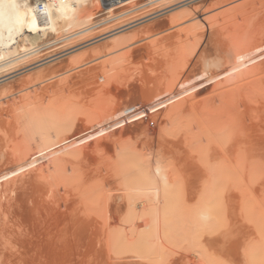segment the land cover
I'll use <instances>...</instances> for the list:
<instances>
[{
  "label": "bare ground",
  "instance_id": "6f19581e",
  "mask_svg": "<svg viewBox=\"0 0 264 264\" xmlns=\"http://www.w3.org/2000/svg\"><path fill=\"white\" fill-rule=\"evenodd\" d=\"M138 1L139 2L144 1V2L136 5V3H138ZM186 1L187 2H185L184 0H109L108 3L103 2L102 4H99V3H94V2L90 3V2H87L86 0H65V1L57 0L54 2H50V3H44L43 9L39 10L38 4L41 2V0H0V74H1L0 75V135H1L0 141H2V143H3L2 145L0 144L1 145L0 146V216L1 215L3 217L9 216L8 213H7L8 215H6V212H8L7 211L8 206H9V208L13 207L14 206V205H12V204H14L13 202H16L18 200L17 197H16L17 200L14 199V197L16 195L15 193H17L18 191H20V192L24 191L25 193L24 194L22 193V194L25 195V197L22 195L21 199H19V200H22V198H23V201H21L22 207H21V205H18L19 203L17 205L20 206V208H22L21 209L22 212H20V211H18V212H20L21 214L23 213L21 215V217H23L22 221H24L25 223H26L25 217L27 218L29 215H31L32 212H33L32 215H37L36 217L39 216L38 221H40L41 218H42L41 220H43V217L45 214L43 211H46V208H47L46 207L44 209V207H45L44 203H46V202L42 201V200H48L49 195L44 196L45 197L44 199H41V197H39L40 196L39 195L38 198L41 200H38L36 198L38 201H36V200L32 201V199H35V198H33L34 197L33 194H31L32 199L29 197V191L31 188H34V190L31 189L32 192L37 189L38 194H39V190L42 191L39 188L40 183H41V187L45 186V187H43V188H45V190L48 189L50 191L51 188L56 184H57V186H59V184H60V188L63 189L64 186L68 185V182H66V181L68 178H70L71 181H73V182L74 181L79 182V183L74 182V185H75V183H77L76 187L78 188V190L81 188V190H79L81 192L83 189L87 188V186L89 188L90 187L89 184H91L90 179L88 180L86 178V176H87L85 173L86 169L84 170V168L86 167V165H88V164L90 165L91 161L95 160L98 157H94L95 159H92L91 157L96 156V155L89 156V155H87L89 153H86V152H85L86 153L85 154L83 152L84 151L83 146H81L82 150H83L82 151L83 154H82V152H80L81 149L79 147L78 148L76 147L78 145L77 142H76L77 145L75 146V148H73L74 147L73 145L75 144V142H74L75 140L72 141V139L77 138V135L74 131H75V128H77V130L79 128L78 124H76L77 127L75 125L76 119H75V121L72 120L73 117L75 118L77 115L76 114L77 112L75 110L77 102H74L75 101V100H73L74 98H72V100H73L72 101L73 104H72L69 100L67 102L61 100L60 95L55 96V94H53L54 95L53 98L50 96L51 98L49 97L50 100L47 99V100H49L47 102H45V101L49 95L43 99L44 101L43 100L41 101V99H40L39 101L34 102V100L36 98L33 99V98H31L32 96L31 97L26 96L29 93H31V92H29L25 95V97H27V99H24V100H26L25 102H21V101H23L21 98H23L24 96H22V97L20 96L17 99V100H20V101H18V102H21L20 105L19 104L17 105L16 103H18V102H15V98H13L14 102L12 101L13 103H11V104H13L12 105L13 108H11V107L8 108L9 106L5 108L4 105H7L8 101H9L6 99H7V97H10V95L7 93L9 90H11V89H9L12 87L10 85L13 84L12 82L9 84V82H10V80H12L11 78H14L12 76H8V77H5V76L10 75L11 73L12 74L16 73V67L19 66V68L17 69L18 73L16 75V77L18 76L17 77L18 81H19V78L21 79V77L23 75L21 73L22 71H23V73H25L24 74V76H26L25 80L26 81H29V80L32 81V78H34V79L36 77L41 78V76L43 78L44 73L48 74L47 72L50 69L53 70L52 65L55 67V65L60 64V62H61V66H62V62H67V65H66V63L65 64L63 63V65H66L69 67L68 70L66 69L67 71L66 70L64 71V69H63V71L65 73L68 71L72 72V70L77 69L78 67H80L79 69H82L84 66H89V64L91 65V63H93V61L96 62L97 60L99 61L102 59L99 62L100 64L98 66V68H99L98 71H97V69L95 70V75L97 72H99V74L97 76V78H98L97 80H99L101 83H103V82H105V84L108 83L107 85H105L103 83V85L106 87H103V85H102L101 89H99L100 93L103 91L106 92V91H108L107 87L112 82V80H114L113 78L116 76L117 72L122 70L123 64L128 59V53H126V52H129V56L131 55L130 54L131 51L129 48H131L132 46L134 47V45L136 43L142 42L141 40H143V41L146 40V42L148 40H150V43H149V41H148V43L151 44L152 47L156 46V45H154V42H151V41H154L156 37H159V35L162 36V34H163L162 31H164L165 29L164 30L162 29V31H161L162 34H159L160 32H158V31H152L153 26L150 27V25H149L151 23V20H153L152 22L154 23L155 22L154 20H156V17L157 18L161 17L160 16L161 12L160 13L158 12L155 15H153L155 12H151L150 14L147 12L148 13L147 15H145V16L142 15V17H144V19L140 17V18H137L135 20L124 23V20H125L124 18L128 19V17H130V16H127L128 14L132 13L133 11L135 12V10H139V9L145 10L144 8L146 6H151L154 4L155 5L156 4H158V5L162 4V5H160L162 7L165 6L164 4L168 5L164 8V10L166 8L168 10L166 9L167 11H164L163 14L168 12V17H167V19L165 18L168 25L166 23L165 24L167 26H169L167 30H169V29L173 30V28H177L179 30V31H176L178 33L177 34L178 38L176 37V34H174L175 35L174 38L176 37V39L178 41V42L175 41L176 46L174 45L175 55L178 58H184L186 56H190V54H189L190 52L193 54V52H195L194 49H197V45L200 44L198 39L200 37H204V41L199 45V47L197 49L198 54H196V55H194L195 53L193 54L194 56H197V57H195V59L199 58L203 61V62L199 63V64L203 63L202 72L200 73L198 78L197 77L191 78L190 75H186L184 72V75H186V76H184V78L176 86V88H175L176 92H172V94L169 95V97L167 99H165L164 104H161L158 106V107L163 108L162 105H164V109L162 111L163 112L165 111V114L163 113L164 119H162L163 116H162V118H159V120L162 119L160 121V125H162L163 128H165L169 132H171L173 130L174 133L178 131L177 134L178 133L181 134L180 136H178L177 141H175V142L169 141L165 137L161 138V140L163 139L164 142H167L165 144L166 149L168 147H170L168 145V143L173 147H174V145L180 144L181 149H179L180 150V151H178L179 153L176 154L175 152H171L172 150L170 151L169 148H168L169 150L163 149L164 147H160V148L158 147V149L154 152H150L151 150L150 151H147V150L141 151V150H138L139 148L136 149L137 146H135L134 149H132L134 144H135L133 141L132 142L127 141V143H128V144H126L127 146L126 145L122 146V145H124L122 143L123 140L122 141L118 140L121 142V144L119 142V144H118L119 146H118L116 143L117 141L115 140L116 142L114 141V143H111V144L117 145L114 148L115 149L114 152L116 153V154L114 153L115 156H114V154H111V156H113L114 159L112 157V160L109 162L110 164L108 163L105 165V162H104L105 159L101 158L102 160L104 159L103 160L104 164H103V162H102V164L106 168L102 167V169L104 171H102V170L99 171L100 173L98 175H96L97 177H95L97 179V181H98V179L100 181V178L103 176V175L102 176L100 175L101 172H103V173L105 172V174H106L105 178L107 177V179L108 178H110V179H108V180L106 179L107 181L106 182L104 181V184L108 183L107 184L108 186H110V184H112L111 188L109 187V189H107V186H106V190H105V188L102 185H99L98 184L99 182H98L97 185L101 189H102V187L104 188V189H102V190L100 189V190L106 191L105 193L103 192V194H101V191L98 190L99 187L96 186V181H95L96 179L93 180V183L95 182V186L97 187L95 189L98 190V192H96V190H93L94 186L91 185L92 191L88 194H87V192H88L87 191L85 193L87 196L85 195V198H84V201H85V199H88L91 202V204H88L89 203V202H87L88 200L85 201L87 203L82 202L83 201L82 200L81 204L79 203L80 205H76L75 207H73V209H70V210H73V211H70V213H69V211H67V208H66V213L63 214L62 218L57 219V222L55 225L51 224L52 222L49 223L50 219H48L49 220L48 223L53 225V226L50 228L48 227L46 229V227L49 225H47L48 223L47 224L45 223V225H47V226L46 227L43 226V227L46 229V231L42 227L41 229H43V231H45V232H43L41 230L43 233H41V234L39 233V235H38V233H37V235L34 234L33 238H27L26 237V236L29 237V233H28V231H26V233L23 232L25 229L24 225H23L24 229H23V227L21 229L23 231L18 230L21 227H19L18 229H14L15 231H17L16 232L17 234L20 233L18 231L23 232L22 238H20L21 233L18 234V237L20 236L19 237L20 239L17 237L19 240H21L20 243H19V241H18V243L15 242L17 240V238L14 241L15 236L13 234H15L16 236H17V234L15 232H13V230L11 228L8 229V225H10L13 221L11 223L9 222L10 223L9 224L7 222V220H5L8 223V225H7V223L2 220L4 222L3 223L4 225H2V226H5V224H6L7 227L5 226L3 228L4 230L1 229V227H0V246H1L0 248H1V250L6 249L7 252L9 253L10 258L12 257V255H10V252L14 251L13 252L14 255H15V253H17L24 260L25 259L27 260V261L25 260V264L30 259L29 257H31V256H29L30 255L29 253H31L33 255V259L35 260V261H33L31 259L32 262L31 263L29 262L30 264H59V263L65 264L66 260L68 258L70 259V255H72L71 259H74V262H73L74 264L76 262L83 264L82 262H84L83 259L85 257H88L89 255H91L90 256L91 259L98 261V259H101V258H99L100 257L99 255L101 253H104V255L106 254V256L107 255L109 256L110 260L111 259L113 261L117 260L116 262H113V264H128L131 257L128 256L127 254L132 252V254H135L137 257L140 256V258L148 259V260L152 259L149 262V264L152 261H153V264H154V261L157 262V264H164L166 262L167 257H168L167 259H169L170 255H172V253H177V252H172L171 251L172 248L175 247V249H173V250L176 251V250H179V248H182V245H183L184 248L187 247V249H182L183 251H185V252L187 251L186 252L187 254L191 252L188 255L185 254V252H184L185 264H230L231 261L230 260L228 261V259H226L225 257H224L225 260L223 259L221 261L220 259H216L219 257L214 258V256H213L215 254V252H214L215 247H216V250L218 249L216 253L218 255L220 254L221 251L219 252V249L222 250L220 248L221 241L224 240V242H225V240H226L225 237H224L225 239L222 240L223 237L220 238L221 237L220 235L222 234V236H227V235H224L225 233L223 231H227L228 228H230V226H231V228H230L231 230H232V228L234 229V231H235V229H237V231H235V232H236L238 238L234 237L235 236L234 231H233L234 236H232L230 238H233L234 241L236 238H237V241H239L238 239H240V241H242L241 238H239V237L241 236V232L243 234L244 231H241V230H245V225L249 223L248 226H251L253 231H251V229H250L251 227H247L245 232L250 230L253 233H251L249 231L250 234H248L246 232V235L248 238H250L251 237L250 235H252V234H254L255 236L257 235L256 236V238L258 237L256 239L257 244H256V241L253 240L255 238L252 237L250 240L252 242V244H250L251 242L249 241L250 243L247 242L245 248L243 246L244 251H243V254L241 253V255L245 258L244 261L246 263L243 260H242V262H244L245 264H264V207L262 206V205H264V199H263V201H260L261 198H260V200H257L258 197L256 199V196H254L252 194L253 188L251 191V190H249L251 188L249 186H247V185H250V183H248V180H249V182L251 180V183H252V179H254L253 180L254 182H257L259 177L260 178H262V176L264 177V36L263 37L262 36L261 37L260 36H257V37L253 36L252 37V35H254V32H253V34L250 33L251 32L250 29L252 26L250 28L248 27L247 20H245L246 21L245 24L247 26L243 25V28H242V26H241L242 23H240V22L239 23L241 25L238 23V26L240 27V29L241 28L245 29V27H246V30H247L249 28L248 32L251 35L250 38L247 35L248 33L245 32L246 30L245 31L241 30L242 33L245 32L244 34H241L239 30H238L239 32L238 31L236 32V30L234 31V28H232L233 26L232 27L230 26V28H232L234 32H231L232 29H229L231 33L230 32L225 33L226 32V30H225V32L224 33L222 32L223 34H221L218 32V30L213 29V31H209V33L206 35H202L201 33H200L201 34L200 35L199 32H200V29L202 28V25L204 24V22H208V25L211 26L210 22H211L212 18H214V19L216 18L215 17L216 12L212 16V14H210V13H213V12H210L212 10H209L210 13H208V16L210 17L211 20L209 18H207L208 17V16H206L207 13L205 14L206 19L204 18L205 21L204 20L203 21L198 20L199 15L197 14V11H198L197 8L198 7L204 8V6L208 3V0H189V1L186 0ZM211 1H213V0H211ZM211 1H210V3H211L212 8H213L214 6H213ZM215 2H214V4H215ZM130 3H133L136 6H133L132 8H127V9L124 8L125 10H123L121 8V7H126L127 5L130 6ZM167 3H169V4H167ZM199 3H201V4H199ZM229 4H230V2H229ZM231 4H233V3H231ZM158 5H156L157 8L160 7ZM240 5H238V6H240ZM238 6H236V7H238ZM119 8L122 10L120 12L116 13L115 11ZM208 8L210 9L211 6L210 7L208 6ZM160 9H162V8H160ZM206 9H205V11H208V9L207 10ZM241 9H243V7ZM221 10H223V9L221 8ZM228 10H227V12H228ZM205 11H202L203 14ZM225 11H224V14L226 15L227 12L225 13ZM231 11H233V10H231ZM239 11H240V9H239ZM141 12H143V11L141 10ZM217 12H218V10H217ZM228 13H230V12H228ZM256 14H257V12H256ZM125 15H126V17L123 18V16H125ZM221 15H223V14H221ZM225 15H223V17ZM233 15H230V16H232V19H233V20L232 19L231 20H232V22H235L234 20H236V19H234V18L236 17L235 16L236 14L234 15L235 17ZM241 15H242V13H241ZM205 16H203V17H205ZM238 16H240V15H238ZM121 17L123 18L122 20L119 19ZM248 18H250V17H248ZM118 19L120 20V22L122 21L123 23L117 25L116 27H113L114 25H116V24H113L112 29H109L110 27L109 28L107 27L111 21H113V22L115 21V23H116L117 22L116 20H118ZM141 19H143V20H141ZM223 19H225V17ZM239 19H241V17ZM239 19H238V21H239ZM244 19H245V17H244ZM244 19L242 21L243 23L245 22ZM129 20H131V19H129ZM138 20H140V21H138ZM158 20H160V18ZM144 21L149 23V24L147 23V27L143 26V25H145ZM212 21L214 22V20H212ZM142 22L144 24L140 25L141 28H139L140 27L139 24ZM156 22H157V20H156ZM213 22H211V23H213ZM216 22H218V21H216ZM107 23H108V25H106ZM215 24L216 23L214 22V25ZM230 24H233V23H230ZM104 25L106 26V28L104 27L106 30L105 32H104V28H100V32L102 31L101 34L99 33V30L95 31L96 29H99V27L104 26ZM135 25H138L139 27L137 28ZM236 25H237V23H236ZM238 26H235V27H238ZM205 27H207V26H205ZM239 27H238V29H239ZM107 28L109 30H107ZM220 28H222V27H220ZM202 29H204V28H202ZM220 30H223V29H220ZM96 32H98L99 35H97ZM205 32H204V34H205ZM164 33H166V32H164ZM173 33H174V31H173ZM220 34L222 36H220ZM163 35H165V34H163ZM199 35H200V37H199ZM169 36H165L166 39H164V40L168 41L167 37H169ZM172 36H173V34H172ZM84 38H87V39H84ZM72 39H76L77 41L84 39L83 41H79L80 43L82 42L84 44L82 46L75 48V49L69 48V51L64 50L63 51L64 53L62 52L63 49L60 50L62 52L60 54L59 53L57 54L54 52L55 49L60 48V47H64V46H59L60 43H63V42L65 43L66 41H70ZM76 40H74V41H76ZM159 40H160V38H159ZM164 40H163V42H164ZM77 41H76V43H77ZM80 43H78V44H80ZM75 44H73L72 46L70 44V47H74L77 45V44L76 45ZM56 45H58V46L56 47ZM136 45H138V44H136ZM146 45H145V50H147V48H148L147 47L148 45L147 46ZM168 45L171 46L170 43ZM67 46H68V44H67ZM138 46H140V45H138ZM142 46H144V45H142ZM142 46H141V48H142ZM163 47H164V45H163ZM51 48H54L53 52H51L52 51V50H50ZM45 49H48L49 52H51V55L45 57L43 55L44 54L43 53V54H41L43 56L37 58L38 57L37 55ZM135 50H137V48ZM170 50H171V48L168 50V52ZM66 51H68V52H66ZM142 51H144V49ZM56 52H58V50ZM46 54H48V52ZM160 54H162V53H160ZM64 55H66V59L64 57L65 61L62 60L63 59L62 57ZM165 56H166V53H165ZM167 56H168V54H167ZM42 57H44V58H42ZM130 57H132V56H130ZM171 58L172 57H170L169 59H171ZM173 58H175V56ZM199 59H196V61ZM167 60H168V58H167ZM171 60H170V62H171ZM175 60H177V59H175ZM55 61H57L59 63L56 62V64H55ZM183 61H185V60H183ZM188 61H190V60H188ZM147 62H146V64H147ZM149 62H151V61H149ZM159 62H161V61H159ZM180 62H181V60H180ZM49 63H50L51 67L47 66L49 68H45L46 64L49 65ZM184 63L186 64V62H184ZM86 64H88V65H86ZM195 64H196V62H195ZM94 65L95 64L93 63L92 66H89V68L86 67V69L88 68V71H89L90 68L93 67ZM30 66H32V67H30ZM61 66H58V67H61ZM183 66H184V64H183ZM183 66L180 67V68H182L181 70H184ZM189 66H190V64H189ZM192 66H194V65H192ZM20 67H22L21 68L22 71L20 72L22 75L20 74V76H19ZM43 67L46 69L47 72L45 71V69ZM63 67L64 66H62V68ZM24 68H26V69H24ZM57 68H55L56 70L54 69L55 72L60 71V70L57 71ZM166 68L168 69V66ZM174 68H172V69H174ZM198 68H200V70H201L200 66ZM12 69H14V70H12ZM86 69L84 67V70H86ZM130 70H132V69H130ZM43 71H45V72L43 73ZM78 71L81 72L80 70H78ZM82 71H83V69H82ZM88 71L86 70V72L83 71V73H79V74L76 71L75 72L77 75L81 74L80 76L82 78H83L82 75H86L83 79L88 80L92 77V75H90L92 72L90 74H87ZM197 71H199V70H197ZM51 72H53V71H51ZM51 72L49 73L50 77L53 74ZM55 72H54V74H55ZM58 73H60V72H58ZM74 73L71 76H75L76 74H74ZM127 73H128V71H127ZM181 73L183 74L182 71H181ZM60 74L65 75L62 72ZM62 75L60 76L61 78H62ZM66 75H69V72L66 73ZM71 76L69 79H71ZM164 76H165V74H164ZM1 77H5V78L1 79ZM23 77H22V80L24 79ZM45 77L49 78L48 75L47 76L45 75ZM55 77H57V76L54 75V78L53 77H51V78L53 80H55ZM58 77H59V74H58ZM146 77H148V76H146ZM17 78H14V80H12V81L14 82ZM51 78H49V79L46 78V79H44V81L49 82V80H51ZM59 78H58V80L60 81ZM65 78H67V76ZM174 78H176V76H174ZM7 80H9V81H7ZM71 80H73V79H71ZM152 80H154V79H152ZM179 80H180V78H179ZM31 81H29V83ZM91 81H92V79H91ZM99 81H97V82H99ZM169 81H171V80H169ZM48 82L46 83V84H48L47 85L48 87L47 86H45V87L47 90H49L47 92L50 93L52 85L49 86ZM62 82H64V81H62ZM18 83L23 84V82H18ZM33 83H35V82H33ZM25 84L26 83H24L23 85H25ZM39 84H41V83H39ZM52 84H54V83H52ZM61 84H60V87H61ZM144 84H146V83H144ZM44 85H45V83H44ZM72 85H73V83H72ZM62 86H64V85L62 84ZM53 87L58 88L59 86L58 85L56 86V84H55V86H53ZM167 87H168V85H167ZM208 88H210L209 91H211L212 94H209L208 97L205 94V96H204L205 99H203V97H202V100H201V97H200V99H198V96L201 95V93L205 89H208ZM114 89H116V88L114 87ZM161 89H163V88H161ZM20 90H21V92H23L24 88H23V90L22 89H20ZM26 90L28 91L29 88L28 89L26 88ZM61 90H63V89L61 88ZM61 90H59V92ZM167 90L169 92L170 88L169 89L167 88ZM167 90H166V92H167ZM172 90H173V88H172ZM37 91H38V89H37ZM64 91H65V89H64ZM17 92L19 93V91H17ZM51 92L57 93V91L54 89H52ZM67 92L69 93V94L67 93L69 96L70 92L69 91H67ZM15 93H12V95ZM72 93H71V95H72ZM208 93L209 92L207 91V95H208ZM162 94H160V97L163 95L167 96L168 93L167 94L164 93L163 95ZM30 95H33V94H30ZM101 95H102V93H101ZM104 95H107V94L105 93ZM74 96H75V94H74ZM146 96H148V95L146 94ZM148 98L150 99L151 96ZM148 98H147V100H148ZM111 99H113V98H111ZM64 100H67V99H64ZM140 101H142V100H140ZM153 101H154V99H153ZM153 101H151V102H153ZM161 101L163 102L162 99L159 101V103L157 101L156 102L158 104H160ZM36 102H41V103H36ZM135 102H137V101H135ZM139 102H137V103L139 104ZM142 102L140 105H142L144 107L145 102L143 103L144 105L142 104ZM74 103H76V104L74 105ZM83 103H85V102H83ZM102 103H104V102H102ZM108 104H109V106H108V109H109V108H111L110 106H112V105H110L111 103H108ZM80 105H82V104H80ZM101 105L99 103V106H101ZM77 106H78V104H77ZM115 106H117V105H115ZM120 106H122V105H120ZM133 106H135V105H133ZM102 107H101V109H102ZM119 107L118 106L115 107V111ZM138 107L136 109H137V111H140V108H142V107L141 106L139 108ZM158 107H157V109L159 110ZM80 108H82V107H80ZM80 108H77V109L79 110ZM113 108H114V105H113ZM121 108L122 107H120V109ZM149 108H150V105L148 106L147 109H145V107L143 109H144V111L145 110L150 111ZM104 109H106V108H104ZM74 110H75V112H72ZM82 110H79V112ZM109 110H112V109H109ZM86 111H88V108ZM91 111L89 113H91ZM147 111H145V112H147ZM151 111H152V109H151ZM151 111H150V114H151ZM162 111L160 112L161 114H162ZM134 112H135V110L132 112V114ZM141 112H140V114H141ZM143 112H142V114H143ZM94 113H95L94 114L95 116L98 115V111H95ZM109 113H110V111H109ZM113 113H114V111H113ZM147 113H149V112H147ZM81 114H83V112ZM101 114H102V111H101ZM101 114L99 113V116ZM111 114H112V112H111ZM132 114H130V115L132 116ZM138 114H139V112H138ZM138 114H137L136 118H138V116H140ZM142 114H141V116H142ZM161 114H160V117H161ZM86 115H88V113ZM144 115H145V113H144ZM146 115H149V114H146ZM83 116L85 118V114H83ZM102 116H104V115H102ZM113 116H115V115L113 114ZM100 118H101V116H100ZM100 118H98V120ZM9 119H11V120H9ZM79 119H78V121H79ZM90 120L91 119L89 118V121ZM133 120L130 119L131 122ZM78 121H76V123H78ZM85 121L87 122L86 118H85ZM102 122L98 121V124L101 125ZM131 122H128V124ZM80 124H82V123H79V125ZM96 124L93 123L90 126L92 127L95 125L94 127H96ZM126 124H127V122H126ZM84 125H83V127L81 126L82 127V128H80L81 130H78L79 133H81L80 131H83L84 133L87 132V131L86 132L84 131L87 128V127L85 128ZM89 125H87L88 126V128H87L88 132H89V130H91V129H89ZM110 125H112V124H110ZM122 125L125 126V124H122ZM112 126H114V125H112ZM125 127H124V130H125ZM117 128H118V126H117ZM167 128H169V129H167ZM174 128H176V131H174L175 130ZM100 129H99V131H101V132H104V129L106 130V128H104V129L102 128L103 131H102V129L101 130ZM162 130L165 131V134H166V130H164V129H162ZM107 132L108 131H106V133ZM169 132H167L166 135H168ZM173 132L169 136L170 137L171 136L177 137V135L176 134L174 135ZM79 133H78V135H79ZM83 134H81L80 136H82ZM92 134H90V135H92ZM97 134L99 136L100 133L97 132ZM112 134H114V133H112ZM101 135H102V133H101ZM89 137L90 136H88L86 138L88 139ZM122 137H124V136H122ZM158 137H160L159 134H158ZM81 138H83L82 140H86L84 136ZM94 138L95 137H93V139ZM107 138H109V137H107ZM116 138H118V137H116ZM89 139L91 140V138H89ZM156 140H158L157 137H156ZM78 141L80 142V138H78ZM82 142H80V143H82ZM159 142L160 141H158V144H160ZM171 142L173 143V145L171 144ZM80 143H79V145H80ZM98 143H100V142H97V144ZM125 143H126V141H125ZM132 143H134L133 146L131 145L129 147L128 145L132 144ZM99 145H101V144H98L97 147H99ZM110 145L109 144H106V146L101 145V149L103 147L104 148L106 147L105 148V151H106V149ZM144 145H146V143ZM160 145H157V146H160ZM163 145H164V143H163ZM86 146H88V145H86ZM89 146H90V143H89ZM139 146L141 147L142 145H139ZM84 147H85V145H84ZM173 147H172V149H173ZM104 148H103V151H104ZM77 149H80V151H78ZM88 149H90V148H88ZM88 149L86 150V148H85L86 151H88ZM147 149H149V148H147ZM107 151H106V153L109 152V155H110V151H108V152ZM140 151L143 153H141ZM111 153H112V151H111ZM91 154L92 153H90V155ZM103 154H105V153H103ZM109 155H108V157L106 156V158L110 160ZM39 156L44 158L46 161L44 166L42 163L43 167L37 166V164L39 166H41L40 162H39L40 164L37 163L38 159H35L36 157H39ZM103 156H100V157H103ZM109 160H107V161H109ZM94 162L97 163L100 161L97 160V162H96V160H95L92 163L94 164ZM94 170H95V168H94ZM90 174H92V173L90 172ZM67 175H69V177H67ZM257 177H258V179H256ZM34 178H36L39 181V187H36L37 185L33 183ZM68 181H69V179H68ZM261 182L264 185V183H263L264 181H262V180L260 181V179H259V182H257V184L254 183L255 184L254 190L258 188V186H256V185L260 184ZM64 183H65V185L63 186ZM101 183H103V182H101ZM61 184L63 187H61ZM119 184H121L122 186L119 187ZM252 184H251V186H253ZM262 184L259 185V187H260V190L258 189L259 193L257 194V192H256L257 195L261 194L260 195L261 197H262V195L264 196V193H262L263 191H261L262 190L261 189ZM112 186H113V189L115 190V192H117V191L120 192L119 196L122 198V200H120V201H122L121 202L122 204L121 203L117 204V200H119V198L116 196L117 197V200H116V198H115L116 194H114V192L112 191L113 190ZM68 187H69V185H68ZM114 187L117 189V191ZM45 190L43 189L44 192H45ZM75 190H74V192H75ZM260 191H261V193H260ZM20 192H19V194H21ZM59 192H61V191H59ZM82 193H84V192H82ZM250 193H251V195L254 196V197L252 196L253 198L251 196L249 197ZM12 194L13 195L15 194L14 197H12ZM42 194H43V192H42ZM229 194H232V195L236 194V195L240 196V198H237L238 200L235 199L236 200V202H235L234 199L231 198L232 196L230 198L228 197ZM44 195H45V193H44ZM242 199H243V201H242ZM230 200H232L231 202H233L234 207L232 206L233 204L230 202ZM237 201L241 203L240 206L238 205L239 203ZM26 202L29 203V206H27ZM47 202H49V201H47ZM69 202H70V200H69ZM229 203L231 204L230 206H229ZM24 204H26V205H24ZM236 205L239 207H243L242 209H244L243 213L242 212L239 213V214H241V213L243 214V216L240 215V217L241 216L244 217L245 216L244 213H246V216H248V219L246 216L244 217V219L242 218V220L238 219L239 217H237V215H235V213H237V211L239 212L242 210H240V208H239V210L235 211L236 210L235 208H237V207H235ZM84 207H86L87 211L89 210V208L92 209V211L95 210L94 214H98V212H99V214H100V215L98 214L99 217L102 215V217H100V219H102L101 222L95 221L96 225L98 224L97 226L95 225V222H93L94 225L96 226V229L93 230V228H92L93 234H94L93 237H95V239H96L99 236L98 234H100V236H99L100 238H98V240L96 239L97 240L96 243L92 239L87 238L88 232H89L88 229L90 227L89 225L92 222L93 218H89L88 215L87 216L84 215V214H86L85 209H84L85 213H83V215H80L82 212H84V211H82V209ZM71 208H72V206H71ZM233 208H234L235 212L231 211V210H233ZM49 209H50V207H48V210ZM50 211H52V210H50ZM61 212H63V211H61ZM122 212H123V214H122ZM20 213H18L19 215L17 214L19 217H20ZM28 213H30V214H28ZM46 213H48V212H46ZM11 214H12V212H11ZM41 214H43V215H41ZM94 214H93V216H94ZM120 214H121V216L122 215L123 216L122 217L120 216L121 220L119 218V220H120L119 221L117 218ZM231 214L232 215L234 214V216H236L237 218L236 217L232 218L233 216H230L231 217L230 218L229 215H231ZM252 214H254V215L252 216ZM41 216H43V217H41ZM47 216H49V214ZM58 216L60 217V215H58ZM93 216H90V217H93ZM30 217H32L33 219ZM30 217H28V218H30V220L27 218V223L29 221L31 222V219H32V221L33 220L36 221V224H37V218L34 219L35 217H33V216H30ZM12 218H14V217L12 216ZM94 219H95V217H94ZM116 219L119 222L115 223ZM229 219H231V222H229L230 221ZM17 220H19L18 222H19V224H21L20 223L21 220L20 219H17ZM17 220H14V221H17ZM232 220H233V222H232ZM236 221H238L239 225L238 224L236 225ZM240 221H242V222L245 221L242 224L244 229H242ZM18 222H15V223H18ZM24 222H22V224H24ZM32 223H30V224L32 225ZM230 223H235V224H230ZM36 224H34L35 228H36ZM41 224H43V223H41ZM34 225H32V226H34ZM235 225L238 228H236ZM12 226L14 227V225H12ZM232 226H234L235 228ZM38 227H39V225H38ZM27 228H28V226H27ZM35 228L33 227V229H35ZM98 228L100 229V231ZM223 228H224V230H222ZM240 228H241V230L239 231ZM230 229H229V231H230V235H231L232 233H231ZM39 230L40 229L35 230V231L37 232ZM96 230L98 232H96ZM219 231H220V234L217 233L216 237L220 238L219 239L220 242L218 240L216 243L214 240L215 238L213 239V242H215L217 245H220L219 248H217V246L214 245V243L212 242V239L210 237H211V234L219 232ZM229 231L226 232L228 234V236H230L228 233ZM90 232H91V229H90ZM30 233H32V231ZM205 233H207L206 235H208V233L209 234L211 233L209 235L210 237L209 236L208 237L210 238V241L213 243V246H212V244H210L207 241L208 242L207 244H210L213 247V248H210L211 246L210 247L206 246L208 248V252H207V248L204 249V247L202 246L203 244L201 243V240H199L200 237H197L199 235L203 236ZM30 235L33 236V233ZM214 235L215 234H213L212 236L215 237ZM12 236H14V238ZM32 236H30V237H32ZM204 236L201 237L202 242H204V241L206 242V240H208L207 239L208 237L205 239ZM243 236H242V239L244 241H246L245 239H247V237H243ZM89 237H91V234ZM135 237L136 238L139 237L138 238L139 240L137 242L139 247H134L132 245V241L135 240ZM179 237H180V239H179ZM86 238H87V240H86ZM230 238H229L228 242L226 240L227 243H230ZM38 240H40V241L38 242ZM89 240H91L93 242V246H94L95 250H92V244L90 245ZM103 240H105V242H103ZM176 240H178V241H176ZM192 240H194L195 242L197 240V242L193 243L194 241L192 242ZM179 241L182 243L179 244ZM198 241L201 244H199ZM247 241H248V239H247ZM102 242L105 243V245H102L103 244ZM205 242H204V245H205ZM73 244H74V246L75 245L82 246V249L85 247L86 250L84 249L85 251L81 252L79 249H78L79 251L76 249V251H74L72 249V247H74ZM177 244H179V245H177ZM249 244H250V246H249ZM69 245H71V246H69ZM238 245H239V242H238V244H236V246H238ZM241 245H243V244H240L238 246V248H239L238 250H240ZM79 246H77V247L80 248ZM176 246H178V247H176ZM234 246L231 248L233 249ZM75 247H74V249H75ZM222 247H225L224 248V250H225L224 256L228 255L226 257H230L233 253H235V250H234V252L232 250L233 253L231 255H229L230 252L226 249L227 247L224 245ZM176 248H178V249H176ZM231 248H230V250H231ZM139 249H141V250H139ZM188 249L192 250V251H189ZM234 249H236V248H234ZM209 250H210V254H209ZM180 251H181V249L179 250V252ZM211 251H212V254L214 253L213 255L211 254ZM4 252L6 253V251H4V250H3V252L2 251L0 252V264H2V262H4V260H5V264H7L9 260H11L9 258V256L7 257L8 253L5 254ZM110 252H112L113 253L112 255H115V257L112 256ZM236 253H237V251H236ZM73 255H76V258L77 257L78 258L83 257V256H84V258L83 259L80 258L79 260L82 259V261L80 262L79 260H77L78 258L77 259H75V257L73 258ZM93 255H95L96 257L99 256L98 259H96V257H94ZM104 255H102V256L104 257ZM34 257H36V258L40 257L43 259H41L42 261L39 262L40 258H38V260H37L38 263H37V261ZM90 257L85 258V259H87L86 261H88V259ZM6 258H8L7 261H6ZM55 258H57V259L59 258V259L56 260ZM104 258H106V257H104ZM2 259H4V260H2ZM13 259L18 260L17 258H13ZM59 260H60V262H59ZM75 260H77V261H75ZM112 260L110 262H112ZM15 261L13 264H17V263H15ZM19 261L21 262L20 259H19ZM67 261H69V260H67ZM100 261L96 263V262L91 260L92 263L94 262L93 264H95V263L96 264H102L103 262L101 261L102 263H100ZM107 261H108V259H106V262ZM140 261H141L140 263L143 264V262L145 260L143 262H142V260H140ZM12 262L13 261H11V264H12ZM91 262L88 264H91ZM23 263H24V261H23ZM29 263H27V264H29ZM69 263L70 264L72 263L71 260L69 261ZM236 263H238V262H236ZM108 264H112V263H108ZM166 264H167V262H166ZM240 264H243V263H240Z\"/></svg>",
  "mask_w": 264,
  "mask_h": 264
},
{
  "label": "rangeland",
  "instance_id": "374dc122",
  "mask_svg": "<svg viewBox=\"0 0 264 264\" xmlns=\"http://www.w3.org/2000/svg\"><path fill=\"white\" fill-rule=\"evenodd\" d=\"M185 2H187L186 0H184ZM189 1V0H188ZM210 1L211 0H208V5L206 6H204V8H202V7H198L197 8V14L199 15V18H198V20H201V21H205V19H206V16H208V13H210V12H213V13H210V14H212V16L214 15V13H215V19L214 18H212V20H214V22L216 23L215 25H214V22L210 19V17L208 16L207 18H209L210 20H211V22H213V23H211L210 22V24H211V26H209L208 25V22H204V24L202 25V28H204V29H202L204 32H205V34H204V32L200 29V32H199V34L201 33L202 35H206V34H208L209 33V31H213V29L214 30H218V32L219 33H221V34H223L224 32H225V30H226V32L225 33H227V32H230V30L229 29H232V28H234V31L236 30V32L239 30L240 31V33L241 34H244L245 32L246 33H248L247 35H248V37L250 38L251 37V35H250V33L251 34H253V32H254V35H252V37L253 36H264L263 34H264V0H213V1H211L212 2V4H213V8H212V5H211V3H210ZM144 1H138V3H136V5L137 4H141V3H143ZM176 2V1H175ZM183 2V1H182ZM214 2H215V4H214ZM229 2H230V4H229ZM220 3V4H219ZM222 3V4H221ZM231 3H233V4H231ZM246 3V4H245ZM259 5H258V4ZM133 3H130V6H126V7H121L123 10H125L124 8H132L133 6H136V5H132ZM167 4H169V3H167ZM181 4V3H180ZM199 4H201V3H199ZM217 4V5H216ZM242 6H241V5ZM249 4V5H248ZM251 4V5H250ZM156 5H158V4H156ZM155 4L154 5H151V6H146L144 9L145 10H143V9H139V10H135V12L133 11L132 13H130V14H128L127 16H130V17H128V19H126V18H124V17H126V15L125 16H123V18L125 19L124 20V23L125 22H129V21H132V20H135V19H137V18H143L144 19V17H142V15L143 16H145V15H147L148 13L150 14L151 12H155L153 15H155L156 13H160V16L161 17H156V20H157V22H156V20H154L155 22L153 23L152 21L153 20H151V23L149 24L148 22H145V25H143V26H146L147 27V23L150 25V27H152V31H158V32H160L159 34H165V35H163L162 34V36L161 35H159V37H156L155 38V40L154 41H151V42H154V45H156V46H151V44H149L150 43V40H148L149 41V43H148V41L146 42V40H141L142 42H139V43H136V44H138V45H140V46H138V45H134V47L132 48H129L130 49V51H131V55L130 56H132V57H130L129 56V52H126V53H128V59L125 61V63L123 64V67H122V70H120V71H118L117 72V74H116V78L114 77L113 79L114 80H112V84L110 83L109 84V86L107 87L108 88V91H103V92H101L102 93V95H101V93H100V91H99V89H101V86L103 85V83L105 84V82H103V83H101L99 80H97L98 78H97V76H98V74H99V72H97L98 71V66H99V62L102 60H97L96 62L95 61H93V63L95 64L93 67H91L90 68V70L88 71V68H89V66H92L93 65V63H91V65L89 64V66H84L85 67V69H86V67H88L86 70L88 71L87 72V74H90L91 72V74L90 75H92V77L90 78V79H83L86 75H82L83 76V78L80 76V75H77L76 74V72L78 71V70H80L81 72H77L78 74L79 73H83V71L84 72H86V70H84V67L82 68L83 69V71H82V69H79L80 67H78L77 69H74V70H72V72L71 71H68L69 72V75H66V73H68V72H65L64 73V71L67 69L68 70V66H66L67 65V62H62V66H64L63 68H62V66H61V62H60V64H58V65H55V67L52 65V67H53V70L52 69H50L48 72L46 71V69L45 68H49V67H47V66H50V63H49V65L48 64H46V66H45V71L48 73V74H45L44 72L45 71H43V73H44V77H45V75L47 76H49V78H51V77H53L54 78V75L55 76H57L58 77V74H59V77L62 75V74H60L61 72L63 73V74H65L66 76H67V78H65L66 76L65 75H62V78L60 77H58L59 79H60V81L58 80V78L57 77H55V80H53L52 78H51V80H49V86L50 85H52L51 86V91H52V89H54V90H56L57 91V93H52L51 91H50V93L49 92H47V91H49V90H47L46 89V87L45 86H47L48 84H46L47 82L46 81H44V79H49L48 77H43L42 78V76H41V78L40 77H36L35 79L34 78H32V81L31 80H29V81H31L30 83H29V81H26L25 80V78H26V76H24V74L25 73H23V71L21 70V68L22 67H20V71H19V76H20V74L22 75V77L24 78L23 80H22V77H21V79L19 78V81H18V76L16 77V75H17V69L19 68V66L18 67H16V73H14V74H10V75H7V76H5V77H8V76H12V77H14V78H17L14 82L12 81V80H14V78H11L12 80H10V82H9V84L12 82L13 84L12 85H10V86H12L11 88H9V89H11V90H9L8 91V93L7 94H9L10 95V97H7V99L6 100H9L8 101V103H7V105H4V107L6 108V107H8V108H13L12 107V105L13 104H11V103H13L14 101V99L13 98H15V102H18V101H20V100H17L20 96L22 97V96H24L23 98H21L23 101H21V102H25L26 100H24V99H27V97L29 96V97H31V98H33V99H35L34 100V102L35 101H39L40 99H41V101L46 97V96H48V98H46V101L45 102H47V101H49L50 100V98L52 97L53 98V94H55V96H61L60 97V99L61 100H63V101H70L72 104H73V100H75L74 102H77V104H78V106H77V104L76 103H74V105L76 104V117L74 118L73 116V119L72 120H74L75 121V119H76V121H78V119H79V121H78V123H76V121H75V125L76 124H78V126H79V128H78V130H81L80 128H82L83 127V125H84V127L86 128H88V126L87 125H89L90 123L91 124H96V127H94V126H90L89 125V129H91V130H89V132H88V129L86 128H84L83 130L86 132V133H84L83 131H80L81 133H79L78 132V130H77V128H75V133H76V135H77V138L76 139H72V141H74L75 142V144L73 145L74 147L73 148H75V146L77 145V143H78V145L76 146L77 148L79 147L80 149H81V151H80V149H77L78 151H80V152H82L83 150V152L85 153H89V154H87V155H89V156H92V155H96V156H92L91 158L92 159H95L94 157H98V158H96L95 160H96V162H97V160L98 161H100V162H97V163H95L94 162V164L92 163L93 161H95V160H93V161H91V163H90V165L88 164V165H86V167L84 168V170L86 169V178L89 180L90 179V183L91 184H89V188H88V186H87V188H85V189H83L81 192L79 191V190H81V188L78 190V188L76 187V185H77V183H79V182H77V181H74V182H77V183H75V185H74V182L73 181H71V179L70 178H68L69 179V181H68V179H67V181L66 182H68V185H69V187H68V185L67 186H64L65 185V183L63 184V186H62V184H61V187H63V189H61L60 188V184H59V186H57V184L56 185H54L52 188H51V190L49 191L48 189H46L45 190V188H43V187H45V186H42L41 187V183H40V187H39V181L36 179V178H34L33 179V183L34 184H36L37 186L36 187H39L42 191H40L39 189V194H38V191H37V189L35 190V191H31V189L32 190H34V188H31L30 189V191H29V197L32 199V197H31V194H33V198H35V199H32V201L34 200H36V201H38V200H41V199H44L45 197L44 196H48V200H42V201H45L46 203H44L45 204V207H44V209L46 208V211H43L42 213L44 214V217L43 216H41V217H43V220H41L40 219V221H38L39 220V216L38 217H36L37 215H32V213H31V215H29L28 217H30V216H33V217H35L34 219H36L37 218V224H36V221H32V217H30V218H32L31 219V222L30 223H34V224H36V228H35V225L32 223V225H34V226H32L29 222L27 223V218L25 217V220H26V223L24 222V221H22L23 219V217H21V215L23 214H21L20 212H22V208H20V206H18V205H21V201H23V198H22V200H19V199H21V197H22V195L25 193L24 191L23 192H20V191H18L17 193H15L14 195H15V197H14V195L12 194V197H14V199L15 200H17V198H18V202L16 201V202H13L14 204H12V205H14L13 207H11V208H9V206H8V209H7V211L8 212H6V215H8L9 214V216H0L1 218H0V227H1V229H3L5 226H6V224H5V226H2V225H4L3 223L4 222H6L5 220H7V222L9 223H11L12 221V223L10 224V225H8V223H7V225H8V229H12L13 230V232H17V231H15L14 229H18L19 227H21V228H19L18 230H21L22 229V227H23V225L25 226V229H24V227H23V229H24V231L23 230H21V231H23V232H25L26 233V231H28V233H29V237L28 236H26L27 238H33L34 237V234L35 235H37V233H38V235H39V233L41 234V233H43V232H45L46 231V229L49 227H52L53 225H51V224H56V222H57V219L58 218H62V216H63V214L64 213H66V208H67V211H69V213H70V211H73V210H70V209H73V207H75L76 205H80L81 204V201L82 202H85V201H87L88 199H85V201H84V198H85V193L87 192V194L88 193H90L91 191H92V187H91V185H93L94 186V189L93 190H96L95 188H97L96 186H98L97 185V183L99 184V185H102L104 188H105V190H106V186H107V189H109V187L111 188V185L112 184H110V186H108L107 184L108 183H105L104 184V181L106 182L108 179H110V178H108L107 179V177L105 178V176H106V174H105V172L103 173V172H101V178H100V181H99V179H98V181H97V179L95 178V177H97L96 175H98L100 172L99 171H104L103 169H102V167L103 168H106L103 164H104V162H105V165L106 164H108L111 160H112V157L113 156H111V154H114L115 152V146H117L118 144H119V142L120 141H118V140H123V144L124 145H122V146H125L126 144H128L127 143V141L129 142V141H133L134 143H132V144H129L128 146L130 147L131 145L133 146V144H134V146H133V148L132 149H134V147L135 146H137L136 147V149H138V150H141V151H145V150H147V151H150V152H154V151H156L157 149H158V147L160 148V147H164L163 149H166V147H165V144L167 143V142H164V140L162 141L161 140V138H163V137H165L167 140H169V141H173V142H175V141H177V138H178V136H180L181 134H177V132H173V130L171 131V132H169V131H167L165 128H163V126L162 125H160V121L162 120V119H164V115H163V113L165 114V111L163 112L162 110L164 109V105H162L163 106V108L162 107H158L159 105H161V104H164V102H165V99H167L168 97H169V95H171L172 94V92H176L175 91V88H176V86L179 84V82L184 78V76H186V75H190L191 76V78H198V76L200 75V73L202 72V70H203V63H201V64H199L200 62H203L201 59H199V58H196V59H199V60H197L196 61V59H195V57H197V56H194V55H196V54H198V51H197V49H198V47H199V45L204 41V37H200V35H199V37L201 38H199L198 40H199V42H200V44H198L197 45V49H194L195 50V52H193V54L190 52L189 54H190V56H186V57H184V58H178L176 55H175V47H174V45L176 46V42H178L177 41V39H176V37H177V32L176 31H179L177 28H173V30H171V29H169V30H167L168 29V27L169 26H167L168 25V23H167V21H166V19H167V17H168V12H166V13H164L163 14V12L164 11H167L166 9L164 10V8L166 7V6H168V5H166V4H164L165 6L164 7H162V6H160V5H162V4H160V5H158V6H160V7H158L157 8V6H156ZM216 5V6H215ZM219 5V6H218ZM226 5V6H225ZM238 5H240V6H238ZM246 5V6H245ZM155 8H154V7ZM208 6L210 7L211 6V8L209 9L208 8ZM229 6V7H228ZM236 6H238V7H236ZM254 6V7H253ZM148 7V8H147ZM152 7V8H151ZM223 9V10H221V8ZM224 7V8H223ZM243 7V9H241ZM260 7V8H259ZM150 8V9H149ZM157 8V9H156ZM160 8H162V9H160ZM208 9V11H205V9ZM120 9V8H119ZM117 9L115 12L116 13H118V12H120L122 9ZM206 9V10H207ZM220 9V10H219ZM228 10V12H230V13H228L227 12V10ZM233 10V11H231V10ZM235 9V10H234ZM239 9H240V11H239ZM248 11H247V10ZM141 10L143 11V12H141ZM158 10V11H157ZM209 10H212V11H210L209 12ZM214 10V11H213ZM217 10H218V12H217ZM226 10V11H225ZM202 11H205L204 12V14H203V12ZM224 11H225V13L227 12V14L225 15L224 14ZM138 12V13H137ZM148 12V13H147ZM202 12V13H201ZM232 12V13H231ZM236 12V13H235ZM248 12V13H247ZM256 12H257V14H256ZM136 13V14H135ZM145 13V14H144ZM207 13V15L205 16V14ZM240 13V14H239ZM241 13H242V15H241ZM254 13V14H253ZM139 14V15H138ZM203 14V15H202ZM221 14H223V15H225L224 17H225V19H223L224 17H223V15H221ZM236 16H234V15ZM240 15V16H238V15ZM247 14V15H246ZM252 14V15H251ZM137 15V16H136ZM203 17V16H205V17H201V16ZM228 15V16H227ZM230 15H233L234 17V19H236V20H234L235 22H232V16H230ZM135 16V17H134ZM164 16V17H163ZM211 16V15H210ZM211 16V17H212ZM219 16V17H218ZM230 16V17H229ZM229 17V18H228ZM238 17V18H237ZM241 17V19H239ZM243 17V18H242ZM244 17H245V19H244ZM248 17H250V18H248ZM122 17L121 18H119L120 20H122L123 19ZM133 18V19H132ZM146 18V17H145ZM160 18V20H158ZM166 18V19H165ZM201 18V19H200ZM205 18V19H204ZM228 18V19H227ZM116 20L117 22L115 23V21L113 22V21H111L110 23H109V25H108V23L106 24V25H108L107 27L109 28V29H112L113 27H116L117 25H119V24H122L123 22L121 21L120 22V20ZM129 19H131V20H129ZM143 19H141V20H143ZM163 19V20H162ZM232 19V20H231ZM238 19H239V21H238ZM243 19H244V21L245 20H247V24H248V27L250 28L251 26V29H250V33L248 32V29L246 30V27H245V29H242L243 28V25L245 26L246 24V21L243 23L242 21H243ZM255 19V20H254ZM227 22H226V21ZM241 20V21H240ZM119 21V22H118ZM138 21H140V20H138ZM150 21V20H149ZM216 21H218V22H216ZM224 21V22H223ZM231 21V22H230ZM136 22V21H135ZM233 23V24H230V23ZM242 23V25L240 24V23ZM249 22V23H248ZM118 23V24H117ZM167 25H166V24ZM219 23V24H218ZM227 23V24H226ZM230 25H229V24ZM236 23H237V25H236ZM238 23L242 26V28L240 29V27L238 26ZM111 24V25H110ZM113 24H116V25H114L113 27H112V25ZM142 24H144L143 22L142 23H140L139 24V26L140 25H142ZM222 24V25H221ZM225 24V25H224ZM250 24V25H249ZM263 24V25H262ZM148 25V26H149ZM214 25V26H213ZM218 25V26H217ZM220 25V26H219ZM238 26L239 27V29H238V27H235V26ZM137 28L139 27L138 25H135ZM142 26V27H143ZM205 26H207V27H205ZM210 28H209V27ZM230 26L232 27V28H230ZM247 26V25H246ZM106 28V26L104 25V26H101V27H99V29H96L95 31H97V30H99V33L101 34L102 33V31L100 32V28ZM135 27V28H136ZM181 27V26H180ZM218 27V28H217ZM220 27H222V28H220ZM225 29H224V28ZM227 27V28H226ZM105 28H104V32L106 31L105 30ZM107 28V30H109ZM139 28H141V26L139 27ZM158 28V29H157ZM216 28V29H215ZM237 28V29H236ZM162 29L164 30V31H162ZM176 29V30H175ZM211 29V30H210ZM220 29H223V30H220ZM253 29V30H252ZM258 29V30H257ZM103 30V29H102ZM245 31V32H243L242 33V31ZM161 31H162V33H161ZM172 31V32H171ZM173 31H174V33H173ZM202 31V32H201ZM233 31V29L231 30V32H234ZM238 31V32H239ZM164 32H166V33H164ZM176 32V33H175ZM223 32V33H222ZM230 32V33H231ZM97 33V35H99V33L98 32H96ZM173 34V36H172V34ZM171 34V35H170ZM174 34H176V37L174 38ZM220 34V36H222ZM257 34V35H256ZM96 35V34H95ZM158 35V34H157ZM171 37H170V36ZM156 36V35H155ZM154 36V37H155ZM165 36H169V37H167L168 38V41L166 40H164V39H166V37ZM247 37V38H248ZM159 38H160V40H159ZM162 38V39H161ZM178 38V37H177ZM84 39H87V38H84ZM84 39H81V40H76V39H72V40H70V41H66L65 43L63 42V43H60L59 44V46H64V47H60V48H57V49H55V51L53 50L54 48H51L50 50H52L51 52H55V53H62L64 50H68L69 51V48L70 49H75V48H77V47H79V46H82L84 43H80L79 41H83ZM150 39V38H149ZM176 39V40H175ZM74 40H76L77 41V43H76V41H74ZM157 40V41H156ZM159 40V41H158ZM163 40H164V42H163ZM170 41V42H169ZM173 41V42H172ZM176 41V42H175ZM71 42V43H70ZM146 42V43H145ZM160 42V43H159ZM68 44V46H67V44ZM75 44L76 46H74V47H70V44H71V46L73 45V44ZM78 43H80V44H78ZM148 43V44H147ZM157 43V44H156ZM170 43V45L171 46H169L168 44ZM174 43V44H173ZM63 44V45H62ZM148 46H147V45ZM142 45H144V46H142ZM145 45L148 47H146L147 48V50H145ZM150 45V46H149ZM158 45V46H157ZM163 45H164V47H163ZM58 45H56V47H57ZM141 46H142V48H141ZM68 47V48H67ZM140 47V48H139ZM155 47V48H154ZM173 47V48H172ZM65 48V49H64ZM137 48V50H135ZM171 48V52L169 53L168 52V50ZM63 49V50H62ZM134 49V50H133ZM144 49V51H142ZM149 49V50H148ZM162 49V50H161ZM165 49V50H164ZM47 50V51H46ZM58 50V52H56ZM60 50H62V52L60 51ZM128 50V49H127ZM133 50V51H132ZM68 51H66V52H68ZM129 51V50H128ZM139 51V52H138ZM141 51V52H140ZM156 51V52H155ZM197 51V52H196ZM48 52V54H46ZM51 52H49V50L48 49H45V50H43V51H41V53H39L37 56V58H39V57H41V56H45V57H47V56H49V55H51ZM135 52V53H134ZM44 53V54H43ZM50 53V54H49ZM64 53V52H63ZM141 53V54H140ZM149 53V54H148ZM160 53H162V54H160ZM165 53H166V56H165ZM41 54H43V55H41ZM53 54V53H52ZM140 54V55H139ZM167 54H168V56H167ZM188 54V55H189ZM67 55V54H66ZM66 55H64L61 59L62 60H64V57H65V59H66ZM69 55V54H68ZM150 55V56H149ZM171 55V56H170ZM175 56V58H173L174 56ZM168 58V60H167V58ZM170 57H172L171 59H169ZM42 58H44V57H42ZM146 58V59H145ZM142 59V60H141ZM155 59V60H154ZM157 59V60H156ZM165 59V60H164ZM174 59V60H173ZM175 59H177V60H175ZM170 60H171V62H170ZM180 60H181V62H180ZM183 60H185V61H183ZM188 60H190V61H188ZM201 60V61H200ZM65 61V60H64ZM134 61V62H133ZM149 61H151V62H148ZM159 61H163L162 63L161 62H159ZM166 61V62H165ZM188 61V62H187ZM194 61V62H193ZM56 62L57 61H55V64H56ZM146 62H147V64H146ZM168 62V63H167ZM178 62V63H177ZM184 62H186V64L184 63ZM195 62H196V64H195ZM198 62V63H197ZM57 63H59V62H57ZM63 63L65 64L66 63V65H63ZM136 63V64H135ZM143 63V64H142ZM193 63V64H192ZM52 64V63H51ZM54 64V63H53ZM131 64V65H130ZM178 64V65H177ZM183 64H184V66H183ZM189 64H190V66H189ZM86 65H88V64H86ZM133 65V66H132ZM136 65V66H135ZM149 65V66H148ZM192 65H194V66H192ZM58 66H61V67H58ZM132 66V67H131ZM151 66V67H150ZM168 66V69L166 68ZM175 68H174V67ZM179 66V67H178ZM183 66V69L184 70H181L182 68H180V67H182ZM189 66V67H188ZM197 68H196V67ZM201 67V70H200V68H198V67ZM30 67H32V66H30ZM51 67V66H50ZM58 67V68H57ZM66 67V68H65ZM137 67V68H136ZM139 67V68H138ZM28 68V67H27ZM42 68V69H43ZM55 68H57V71L58 70H60V71H58V72H60V73H58V72H55ZM60 68V69H59ZM172 68H174V69H172ZM192 68V69H191ZM196 68V69H195ZM24 69H26V68H24ZM23 69V70H24ZM55 69V70H54ZM63 69H64V71H63ZM97 69V73H96V75H95V70ZM130 69H132V70H130ZM138 69V70H137ZM149 69V70H148ZM165 69V70H164ZM187 69V70H186ZM12 70H14V69H12ZM11 70V71H12ZM34 70V69H33ZM66 70V71H67ZM167 70V71H166ZM176 70V71H175ZM186 70V71H185ZM193 70V71H192ZM197 70H199V71H196ZM22 71V72H21ZM32 71V70H31ZM51 71H53V72H51ZM76 71V72H75ZM127 71H128V73H127ZM181 71L183 72V74L181 73ZM10 72V71H9ZM21 72V73H20ZM36 72V71H35ZM53 73L54 74V72H55V74L53 75L52 74V76L50 77V75H49V73ZM71 72V73H70ZM75 72V73H74ZM151 72V73H150ZM153 72V73H152ZM164 72V73H163ZM171 72V73H170ZM184 72H185V74L186 75H184ZM196 72V73H195ZM76 74L75 76H71L72 74ZM94 73V74H93ZM123 73V74H122ZM137 73V74H136ZM57 74V75H56ZM119 74V75H118ZM145 74V75H144ZM150 74V75H149ZM164 74H165V76H164ZM193 76H192V75ZM1 75V74H0ZM124 75V76H123ZM172 75V76H171ZM183 75V76H182ZM65 76V77H64ZM69 76V77H68ZM70 76H71V79H73V80H71V79H69L70 78ZM94 76V77H93ZM146 76H148V77H146ZM154 76V77H153ZM174 76H176V78H174ZM5 77H1V79H3V78H5ZM64 77V78H63ZM74 77V78H73ZM78 77V78H77ZM81 77V78H80ZM121 77V78H120ZM125 77V78H124ZM39 78V79H38ZM57 78V79H56ZM172 78V79H171ZM179 78H180V80H179ZM62 79V80H61ZM78 79V80H77ZM83 79V80H82ZM91 79H92V81H91ZM141 79V80H140ZM152 79H154V80H152ZM175 79V80H174ZM9 80H7V81H9ZM21 80V81H20ZM39 80V81H38ZM41 80V81H40ZM76 80V81H75ZM131 80V81H130ZM169 80H171V81H169ZM175 82H174V81ZM17 81V82H16ZM52 81V82H51ZM54 81V82H53ZM57 81V82H56ZM62 81H64V82H62ZM97 81H99V82H97ZM173 81V82H172ZM4 82V81H3ZM18 82H23V84L24 83H26L25 85H23L22 83H18ZM33 82H35V83H33ZM64 85V86H62V84ZM73 83V85H72V83ZM138 82V83H137ZM177 82V83H176ZM16 83V84H15ZM29 83V84H28ZM39 83H41V84H39ZM44 83H45V85H44ZM51 83V84H50ZM52 83H54V84H52ZM66 83V84H65ZM144 83H146V84H144ZM153 83V84H152ZM155 83V84H154ZM172 83V84H171ZM28 84V85H27ZM32 84V85H31ZM55 84H56V86L58 85L59 87L58 88H54L53 86H55ZM60 84H61V87H60ZM83 84V85H82ZM108 84V83H107ZM107 84H105V85H107ZM144 84V85H143ZM16 87H15V86ZM43 85V86H42ZM67 85V86H66ZM143 85V86H142ZM167 85H168V87H167ZM30 86V87H29ZM34 86V87H33ZM71 86V87H70ZM84 86V87H83ZM88 86V87H87ZM164 86V87H163ZM22 87V88H21ZM44 87V88H43ZM48 87V86H47ZM103 87H106V86H104L103 85ZM114 87L116 88V89H114ZM118 87V88H117ZM147 87V88H146ZM166 87V88H165ZM13 88V89H12ZM23 88H24V91L23 92H21V90L20 89H22L23 90ZM26 88L28 89L29 88V90L27 91L26 90ZM61 88L63 89V90H61ZM79 88V89H78ZM87 88V89H86ZM96 90H95V89ZM123 88V89H122ZM161 88H163V89H161ZM167 88L169 89L170 88V90H169V92H168V90H167ZM172 88H173V90H172ZM37 89H38V91H37ZM64 89H65V91H64ZM82 91H81V90ZM152 91H151V90ZM167 90V92H166V90ZM46 90V91H45ZM59 90H61L60 92H59ZM89 90V91H88ZM98 90V91H97ZM116 90V91H115ZM135 90V91H134ZM159 90V91H158ZM210 90V88H208V89H205L202 93H201V95H199L198 96V99H200V97H201V100H202V97H203V99H205V94H206V96L208 97L209 96V94H212L211 93V91H209ZM17 91H19V93L17 92ZM27 91V92H26ZM67 91H69L70 92V95L68 96V92ZM114 91V92H113ZM162 91V92H161ZM207 91L209 92L208 93V95H207ZM10 92V93H9ZM16 92V93H15ZM21 92V93H20ZM29 92H31V93H29ZM65 92V93H64ZM75 94V96H74V94ZM78 92V93H77ZM135 92V93H134ZM165 94H167V96H165V95H163L164 93ZM205 92V93H204ZM12 93H15V94H13L12 95ZM25 93V94H24ZM27 93H29L28 95H26ZM44 93V94H43ZM59 93V94H58ZM68 93V94H67ZM71 93H72V95H71ZM107 94V95H104V94ZM152 93V94H151ZM157 93V94H156ZM163 93V94H162ZM170 93V94H169ZM30 94H33V95H30ZM46 94V95H45ZM63 94V95H62ZM146 94L148 95V96H146ZM160 94H162L163 96H161L160 97ZM25 95L27 96V97H25ZM38 95V96H37ZM44 95V96H43ZM67 95V96H66ZM34 96V97H33ZM36 96V97H35ZM51 96V97H50ZM77 96V97H76ZM88 96V97H87ZM92 98H91V97ZM102 98H101V97ZM108 96V97H107ZM142 96V97H141ZM151 96V98L149 99L148 97H150ZM158 96V97H157ZM40 97V98H39ZM50 97V98H49ZM68 97V98H67ZM157 97V98H156ZM160 97V98H159ZM72 98H74L73 100H72ZM106 98V99H105ZM111 98H113V99H111ZM141 98V99H140ZM147 98H148V100H147ZM164 98V99H163ZM32 99V100H33ZM47 99H49V100H47ZM64 99H67V100H64ZM71 99V100H70ZM96 99V100H95ZM104 99V100H103ZM146 99V100H145ZM153 99H154V101H153ZM158 99V100H157ZM163 100V102L161 101L160 102V104H158L159 103V101L160 100ZM80 100V101H79ZM83 100V101H82ZM100 100V101H99ZM116 100V101H115ZM140 100H144L143 102L142 101H140ZM153 101V102H151V101ZM158 102H156V101ZM13 101V102H12ZM44 101V100H43ZM89 101V102H88ZM113 101V102H112ZM124 101V102H123ZM135 101H137V102H139V104L137 103V102H135ZM21 102H18V103H16L17 105L19 104L20 105V103ZM83 102H85V103H83ZM102 102H104V103H102ZM111 103L110 105H112V106H110L111 108H109V109H112L113 111H114V113H113V111L112 110H109L108 109V106H109V104L108 103ZM141 102H142V104L145 102V105H144V107H145V109H147L148 108V106L150 105V111H151V109H152V111H151V114H150V111L148 110H145V111H147V112H149V113H147V112H145L144 111V107L142 106V105H140L141 104ZM157 104H156V103ZM36 103H41V102H36ZM99 103H100V105L101 106H99ZM121 103V104H120ZM123 103V104H122ZM137 103V104H136ZM80 104H82V105H80ZM84 104V105H83ZM119 104V105H118ZM11 105V106H10ZM80 105V106H79ZM86 105V106H85ZM98 105V106H97ZM113 105H114V108H113ZM115 105H117L118 107L120 106V105H122V106H120V107H122L121 109H120V107L119 108H117V110L115 111V107H117V106H115ZM133 105H135V106H133ZM137 105V106H136ZM155 105V106H154ZM157 105V106H156ZM90 106V107H89ZM97 106V107H96ZM104 108H106V109H104ZM142 107V108H140V111H137V107ZM80 107H82V108H80ZM94 107V108H93ZM99 107V108H98ZM101 107H102V109H101ZM124 107V108H123ZM138 107V108H139ZM157 107L159 108V110L157 109ZM75 108V107H74ZM77 108H80L79 110H82V111H80L79 112V110L77 109ZM87 108H88V111H86L87 110ZM156 108V109H155ZM73 109V108H72ZM95 109V110H94ZM75 110L74 111H72V112H75ZM91 111V113H89L90 111ZM94 110V111H93ZM105 110V111H104ZM135 110V114L133 113L132 114V112ZM139 110V109H138ZM162 111V114L160 113L161 111ZM95 111H98V115H94L95 113ZM101 111H102V114H101ZM109 111H110V113H109ZM143 112V114H142V112ZM154 111V112H153ZM157 111V112H156ZM83 112V114H85V118L87 119V122L85 121V118H84V116H83V114H81ZM111 112H112V114H111ZM118 112V113H117ZM137 112V113H136ZM138 112H139V114H138ZM140 112H141V114H142V116H141V114H140ZM88 113V115H86ZM99 113L101 114L100 116H101V118H100V116H99ZM107 113V114H106ZM109 113V114H108ZM116 113V114H115ZM132 114V116L130 115V114ZM144 113H145V115H144ZM161 114V117H160V114ZM74 114V113H73ZM113 114L115 115V116H113ZM137 114L138 115H140V116H138V118H136L137 117ZM146 114H149V115H146ZM157 114V115H156ZM90 115V116H89ZM93 115V116H92ZM102 115H104V116H102ZM112 117H111V116ZM135 115V116H134ZM95 116V117H94ZM123 116V117H122ZM162 116H163V118H162ZM100 118L99 120H98V118ZM103 117V118H102ZM114 117V118H113ZM126 117V118H125ZM129 117V118H128ZM131 117V118H130ZM133 117V118H132ZM89 118L91 119L90 121H89ZM93 118V119H92ZM111 118V119H110ZM113 118V119H112ZM159 118H162V119H160L159 120ZM130 119H134L132 122L130 121ZM9 120H11V119H9ZM81 120V121H80ZM103 122H102V121ZM85 123H84V122ZM98 121L99 122H102V126L101 125H99L98 124ZM117 122V123H116ZM124 122V123H123ZM126 122H127V124H126ZM128 122H131V123H129L128 124ZM143 122V123H142ZM79 123H84L83 125L82 124H80L79 125ZM87 123V124H86ZM110 124H112V125H114V126H112V125H110ZM122 124H125V126L124 125H122ZM105 125V126H104ZM82 126V127H81ZM117 126H118V128H117ZM131 126V127H130ZM158 126V127H157ZM7 127V126H6ZM76 127H77V125H76ZM91 127V128H90ZM124 127H125V130H124ZM130 127V128H129ZM104 129V128H106V130L104 129V132H101V131H99V129ZM127 128V129H126ZM6 129V128H5ZM100 129V130H101ZM103 129H102V131H103ZM108 129V130H107ZM116 129V130H115ZM162 129H164V130H166V134H167V132H169L168 133V135H166L165 134V131H161ZM167 129H169V128H167ZM175 130L174 131H176V128H174ZM113 130V131H112ZM106 131H108L107 133H106ZM123 133H122V132ZM130 131V132H129ZM160 131V132H159ZM84 134H83V133ZM93 134H92V133ZM97 132L98 133H100L99 134V136H98V134H97ZM173 132V134L175 135H177V137H170L169 135L171 134ZM78 133H79V135H78ZM101 133H102V135H101ZM112 133H114V134H112ZM120 133V134H119ZM81 134H83L82 136H80ZM88 136H90L89 138H91V140L88 138H86V137H88ZM90 134H92V135H90ZM158 134H159V136L160 137H158ZM172 134V135H173ZM86 135V136H85ZM101 135V136H100ZM107 135V136H106ZM121 135V136H120ZM131 135V136H130ZM149 135V136H148ZM166 135V136H165ZM1 136V135H0ZM80 136V137H79ZM85 137V139L86 140H82L83 138H81V137ZM98 136V137H97ZM122 136H124V137H122ZM93 137H95L94 139H93ZM106 137V138H105ZM107 137H109V138H107ZM115 137V138H114ZM116 137H118V138H116ZM156 137H157V139L158 140H156ZM78 138H80V142H82V143H80L79 141H78ZM98 138V139H97ZM102 138V139H101ZM122 138V139H121ZM160 138V139H159ZM164 138V139H165ZM172 138V139H171ZM97 139V140H96ZM114 139V140H113ZM128 139V140H127ZM132 139V140H131ZM77 140V141H76ZM88 140V141H87ZM91 142H90V141ZM117 142H116V141ZM157 142H156V141ZM71 141V142H72ZM86 141V142H85ZM114 141L117 143V145H115V144H111V143H114ZM125 141H126V143H125ZM158 141H160L159 143L161 144L162 142L164 143V145H163V143L160 145V144H158ZM162 141V142H161ZM1 143V145L3 144L2 143V141H0ZM70 142V143H71ZM73 142V143H74ZM77 142V143H76ZM93 142V143H92ZM96 142V143H95ZM97 142H100V143H98V144H101L102 146H106V144H111L107 149H106V151L108 150V151H110V155H109V152L108 153H106V151H105V148H104V151H103V148L101 149V145H99V147H97L98 146V144H97ZM110 142V143H109ZM130 142V143H131ZM79 143H80V145H79ZM89 143H90V146H89ZM146 143V145H144ZM120 144H121V142H120ZM137 144V145H136ZM160 145V146H157V145ZM171 144L173 145V143L171 142ZM0 145V146H1ZM84 145H85V147H84ZM86 145H88V146H86ZM139 145H142L141 147L139 146ZM168 145L170 146V147H168L169 149H170V151L171 152H175L176 154H178L179 152L178 151H180L179 149H181V145L179 146V145H174V147L173 146H171L169 143H168ZM81 146H83V150H82V147ZM114 146V147H113ZM119 146V145H118ZM127 146V145H126ZM90 148V149H88V148ZM172 147H173V149H172ZM85 148H86V150L88 149V151H86L85 150ZM145 148V149H144ZM147 148H149V149H147ZM166 149V150H169V149ZM177 150H176V149ZM114 149V150H113ZM144 149V150H143ZM162 149V148H161ZM100 152H99V151ZM137 150V151H138ZM97 153H96V152ZM111 151H112V153H111ZM140 151V152H141ZM146 151V152H147ZM177 151V152H176ZM83 152H82V154H83ZM145 152V153H146ZM85 153V154H86ZM90 153H92L91 155H90ZM102 153V154H101ZM103 153H105V154H103ZM141 153H143V152H141ZM174 153V154H175ZM81 154V155H82ZM84 154V155H85ZM116 154V153H115ZM115 154H114V156H115ZM175 154V155H176ZM104 155V156H103ZM108 155H109V157H110V160L109 159H107L106 158V156L108 157ZM100 156H103V157H100ZM101 158H104L103 160H104V162H103V160L101 159ZM35 159H38V161H37V163H41V166H39L38 164H37V166L38 167H43L44 166V164H45V159L44 158H42V157H36ZM109 160V161H107V160ZM113 159H114V157H113ZM102 162H103V164H102ZM107 162V163H106ZM39 163V164H40ZM42 163H43V166H42ZM110 164V163H109ZM93 166V167H92ZM97 166V167H96ZM99 167V168H98ZM94 168H95V170H94ZM83 170V171H84ZM92 170V171H91ZM82 171V172H83ZM90 172L92 173V174H90ZM96 172V173H95ZM95 174V175H94ZM92 176V177H91ZM262 176V175H261ZM67 177H69V175H67ZM92 178V179H91ZM94 178V179H93ZM103 178V179H102ZM263 178V179H262ZM262 178H260L259 177V179H260V181L262 180V181H264V177L262 176ZM96 179V180H95ZM103 181H102V180ZM107 179V180H106ZM112 179V178H111ZM256 179H258V177L256 178ZM255 179V180H256ZM259 179L257 180V182H259ZM92 180V181H91ZM93 180H95L96 181V186H95V182L93 183ZM254 179H252V183H251V180H250V182H249V180H248V183H250V185H247V186H249L251 189H249V190H251L252 191V188H253V195L254 196H256V199H257V197H258V199L257 200H260V198H261V200L260 201H263V199H264V196L262 195V197L260 196V195H257L259 192H258V189L260 190V187H259V185L260 184H262V182L260 183V184H258V185H256V186H258V188L257 189H255L254 190V186H255V184L254 183H256L257 184V182H254L253 181ZM72 182V183H71ZM101 182H103V183H101ZM120 183V182H119ZM264 183V182H263ZM251 184L253 185V186H251ZM120 186H122L121 184H119V187ZM264 185L262 184V187H261V191H263L262 193H264V187H263ZM68 187V188H67ZM99 187V186H98ZM102 187V189H104ZM45 190V192L43 191V189ZM84 188V187H83ZM91 188V189H90ZM115 188V187H114ZM248 188V187H247ZM57 189V190H56ZM71 189V190H70ZM76 189V190H75ZM87 189V190H86ZM101 188L99 187V189L98 190H100ZM101 189V190H102ZM112 189H113V186H112ZM116 189V188H115ZM74 190H75V192H74ZM98 190H96V192H98ZM100 190V191H101ZM101 191V194H103V192L105 193L106 191ZM57 191V192H56ZM59 191H61V192H59ZM66 191V192H65ZM70 191V192H69ZM77 191V192H76ZM113 192H114V194H116L115 195V198H116V200H117V197L119 198V200H117V204H119V203H121L122 201H120V200H122V198L119 196L120 195V192H118L117 191V189H116V191L118 192H115V190L113 189L112 190ZM261 191H260V193H261ZM19 192L21 193V194H19ZM28 192V191H27ZM42 192H43V194H42ZM82 192H84V193H82ZM256 192H257V194H256ZM23 193V194H22ZM44 193H45V195H44ZM52 193V194H51ZM100 193V192H99ZM251 193H250V195H249V197L251 196H253V195H251ZM18 194V195H17ZM72 194V195H71ZM234 194V193H233ZM21 195V196H20ZM40 195V196H39ZM70 195V196H69ZM76 195V196H75ZM78 195V196H77ZM236 195V194H235ZM232 195V194H229V198L231 197L232 199H234V201L236 202V200H238L237 198H240V196H238V195ZM24 197H25V195H23ZM38 196L39 197H41V199H39L38 198ZM51 196V197H50ZM74 196V197H73ZM80 196V197H79ZM82 196V197H81ZM87 196V195H86ZM117 196V197H116ZM253 196V197H254ZM17 197V198H16ZM59 197V198H58ZM236 197V198H235ZM252 197V198H253ZM38 200H37V199ZM47 198V197H46ZM50 198V199H49ZM70 198V199H69ZM73 198V199H72ZM87 198V197H86ZM121 198V199H120ZM236 199V200H235ZM69 200H70V202H69ZM79 202H78V201ZM47 201H49V202H47ZM67 201V202H66ZM124 201V200H123ZM232 200H230V202H231ZM240 201V200H239ZM242 201H243V199H242ZM245 201V200H244ZM69 202V203H68ZM87 202H89L88 204H91V202L88 200ZM87 202H85V203H87ZM234 202V203H235ZM238 202V201H237ZM19 203V204H18ZM27 203V206H29V203L28 202H26ZM80 203V204H79ZM124 203V202H123ZM232 204H233V202H231ZM239 204V206L241 205V203L240 202H238ZM18 204V205H17ZM47 204V205H46ZM75 204V205H74ZM122 204V203H121ZM236 204V203H235ZM24 205H26V204H24ZM83 205V204H82ZM231 204L229 203V206H230ZM17 206V207H16ZM71 206H72V208H71ZM233 207H234V204L232 205ZM239 206H235V207H237V208H235L236 210L235 211H237V210H239V208H240V210H242V211H237V213H235V215H237V217H239L238 219L239 220H242V218L244 219V217L246 216V213H244L245 214V216L244 217H242L243 216V210L244 209H242L243 207H239ZM263 207H264V205H262ZM21 207H22V205H21ZM48 207H50V209L48 210ZM64 207V208H63ZM7 208V207H6ZM16 208V209H15ZM231 208V207H230ZM12 209V210H11ZM24 209V208H23ZM84 209L86 210V214H84V215H88L89 216V218H93L92 219V222L90 223V227H89V232H88V236H87V238L89 239H92L95 243L97 242V240H98V238H100L99 236H100V234H98L99 236L95 239V237H93L94 236V234H93V230L94 229H96V226L98 225H96V222L95 221H99V222H101V220L102 219H100V217H102V215L99 217V212H98V214H94V212H95V210H93L92 211V209H90L89 208V210L91 211H87V209H86V207H84L83 209H82V211H84ZM232 209V208H231ZM50 210H52V211H50ZM18 211H20V212H18ZM57 211V212H56ZM59 211V212H58ZM61 211H63V212H61ZM81 211V212H82ZM232 212H235L234 211V208H233V210H231ZM10 212V213H9ZM11 212H12V214H11ZM14 212V213H13ZM16 212V213H15ZM24 212V211H23ZM46 212H48V213H46ZM80 212V213H81ZM230 212V211H229ZM240 212H242L241 214H239ZM8 213V214H7ZM18 213H20V217L18 216L19 214ZM30 213H28V214H30ZM83 213H85V211L84 212H82L80 215H83ZM91 215H90V214ZM18 214V215H17ZM43 214H41V215H43ZM49 214V216H47ZM54 214V215H53ZM60 215V217L58 216V215ZM93 214H94V216H93ZM102 214V213H101ZM122 214H123V212H122ZM17 215V216H16ZM98 215V216H97ZM239 215V216H238ZM240 215H242L241 217H240ZM254 214H252V216H253ZM12 216L15 218H12ZM90 216H93V217H90ZM121 214L118 216V220H119V218H120V220H121V217L123 216H121ZM230 216H233L232 218H234V217H236V216H234V214L232 215H229V217ZM3 217V218H2ZM9 217V218H8ZM12 219H11V218ZM47 217V218H46ZM94 217H95V219H94ZM236 217V218H237ZM247 217V219H248V216H246ZM7 218V219H6ZM30 218H28L29 220H30ZM97 218V219H96ZM99 218V219H98ZM231 218V217H230ZM241 218V219H240ZM11 219V220H10ZM17 219H20L21 220V224H22V222H24V224H19V220H17ZM46 219V220H45ZM48 219H50V221L48 220ZM117 219L115 220V223H117V222H119V221H117ZM237 219V220H238ZM246 219V220H247ZM4 222H3V221ZM14 220H17V221H14ZM94 220V221H93ZM230 221L229 222H231V219H229ZM236 220V219H235ZM238 220V221H239ZM245 220V221H246ZM48 221H49V223H51V224H49L48 223ZM55 221V222H54ZM238 221H236V225L238 224ZM245 221H240V223H241V226H242V229H244L243 228V223L245 222ZM15 222H18V223H15ZM39 222V223H38ZM93 222H95V225H94V223ZM232 222H233V220H232ZM247 222V221H246ZM41 223H43V224H41ZM45 223L47 224V225H49V226H47V225H45ZM93 223V224H92ZM248 223V222H247ZM17 224V225H16ZM230 224H235V223H230ZM249 224V223H248ZM248 224H244L245 225V230H246V228L247 227H251V226H248ZM12 225H14V227L12 226ZM28 226V228H27V226ZM31 227H30V226ZM38 225H39V227H38ZM236 225H235V227H236ZM239 225V224H238ZM10 226V227H9ZM41 226V227H40ZM46 227V229L44 228V227ZM95 228H94V227ZM240 226V227H241ZM7 227V226H6ZM16 227V228H15ZM33 227L35 228V229H33ZM43 227V229H45V231H43V229H41ZM232 227H234V226H232ZM234 227V228H235ZM28 230H27V229ZM92 228H93V230H92ZM230 228H231V226H230ZM230 228H228V230L227 231H229V229ZM236 228H238V227H236ZM38 229H40L39 231H35V230H38ZM90 229H91V232H90ZM99 229V228H98ZM249 229V228H248ZM247 229V230H248ZM251 229V231H253L252 230V227L250 228ZM4 230V229H3ZM30 230V231H29ZM43 232H42V231ZM222 230H224V228L222 229ZM231 230V229H230ZM241 230V228L239 229V231ZM245 230H241V231H244L243 232V234H242V232H241V236L239 237V238H241V240L242 241H240V239H238L239 241H237V234H236V232L235 231H237V229H235V231H234V229L232 228V230H231V233L233 234V231H234V234H235V236H234V234L232 235H230V231L228 232L229 233V235L230 236H228V234L226 233L227 231H223L225 234L224 235H227L229 238L230 237H232V236H234V237H237L236 239H235V241H234V239L233 238H230V243H227L228 241H229V238L227 237V236H222V234L220 235L221 237L220 238H222V240L223 239H225L226 237V240H227V242H226V240H225V242H224V240L223 241H221V246L220 245H217L216 243H217V241L220 239V238H218V237H216V235H217V233L218 234H220V231L219 232H216V233H213V234H215L214 236L215 237H213L212 235L213 234H211V237L209 236L210 234L208 233V235H206L207 233H205L204 235L206 236H204V238L206 239L208 236L212 239V242H213V239L215 240V242H213L214 243V245H216L217 246V248H219V246H220V248L222 249V250H220L219 249V252H220V254L218 255L216 252H217V250H216V247H215V254L213 255L212 254V251H211V254L214 256V258H216V257H219V258H216V259H220L221 261L224 259V257L226 258V259H228V261L230 260L231 262H230V264H240V263H243V264H245L246 262L244 261V257L241 255V253L243 254V251H244V248H245V246H246V243L247 242H249L250 240H251V238L253 237V238H255V239H253V240H255L256 241V244H257V238H256V236L254 235V234H252V235H250L251 237L250 238H248L247 237V235H246V232L248 233V234H250L249 233V231L250 230H248V231H246L245 232ZM21 231H18V232H20V233H18V234H20L21 235V237L20 238H22V234H23V232H21ZM32 231V233H33V236L32 235H30V234H32V233H30ZM35 233H34V232ZM41 231V232H40ZM99 231H100V229H99ZM238 231V232H239ZM250 231V232H251ZM96 232H98L97 230H96ZM237 232V233H238ZM3 233V232H2ZM240 233V232H239ZM245 233V234H244ZM251 233H253V232H251ZM17 234V233H16ZM18 234H17V236L15 235V234H13L14 236H15V238H14V236H12L13 238H14V241L16 240V238L18 237ZM90 234H91V237H89L90 236ZM93 234V235H92ZM28 235V234H27ZM244 235V236H243ZM246 235V236H245ZM30 236H32V237H30ZM202 235L200 236H197V237H200L199 238V240H201V243L203 244L202 246L204 247V249H206L207 247L206 246H211L210 244H212V246H213V243L210 241V238L208 237L207 239L208 240H206V242H205V245H204V242H202V238L201 237H203ZM239 236V235H238ZM242 236L243 237H247V239H248V241H247V239H245L246 241H244L243 239H242ZM249 236V235H248ZM18 237V238H19ZM196 237V236H195ZM225 237V238H224ZM17 238V240L15 241L16 243H18V241H19V243H20V241L21 240H19ZM26 238V239H27ZM87 238H86V240H87ZM94 238V239H93ZM139 237H135V240H133L132 241V245L134 246V247H139L138 246V244H137V242H138V239ZM203 238V239H204ZM218 238V239H217ZM179 239H180V237H179ZM178 239V240H179ZM232 239V240H231ZM30 240V239H29ZM32 240V239H31ZM178 240H176V241H178ZM195 240V239H194ZM194 240H192V242L194 241ZM198 240V239H197ZM197 240H196V242H197ZM259 240V239H258ZM40 240H38V242H39ZM90 241V245L92 244V250H95L94 249V246H93V242L91 241V240H89ZM210 243V244H207L208 242ZM234 241V242H233ZM254 241V242H255ZM103 242H105V240H103ZM102 242V243H103ZM195 241L193 242V243H196ZM199 242V241H198ZM219 242H220V240H219ZM224 242V243H223ZM238 242H239V245L240 244H243V245H241L240 246V250H238L239 248H238V246H236V244H238ZM241 242V243H240ZM244 242V243H243ZM251 242V241H250ZM249 242V243H250ZM101 243V244H102ZM180 243H182V242H180L179 241V244ZM200 242H199V244H201ZM223 243V244H222ZM234 243V244H233ZM39 244V243H38ZM100 244V245H101ZM179 244H177V245H179ZM228 244V245H227ZM245 244V245H244ZM250 244H252V242L250 243ZM250 244H249V246H250ZM72 245V244H71ZM71 245H69V246H71ZM102 245H105V243H103ZM226 246L227 248V250L230 252L229 253V255H231L233 252H234V250H235V253H233L230 257H226V256H228V255H226V256H224L225 254H224V248L225 247H222V246ZM235 245V246H234ZM248 245V244H247ZM255 245V244H254ZM40 246V245H39ZM73 246H74V244H73ZM76 246V247H75ZM74 247H75V249H74V247H72V249L74 250V251H76V249L78 250H80L81 252H83V251H85L86 249H85V247L82 249V246H79V245H75ZM77 246H79L80 248H78ZM173 246V245H172ZM188 246V245H187ZM210 247V248H213V247ZM234 246V248H236V249H232L231 247H233ZM243 246H244V248H243ZM1 247V246H0ZM33 247V246H32ZM176 247H178V246H176ZM186 247V246H185ZM229 247V248H228ZM248 247V246H247ZM71 248V247H70ZM209 248V249H210ZM230 248H231V250H230ZM85 249V250H84ZM107 249V248H106ZM171 249V248H170ZM173 249H175V247H173L172 248V252H177V253H172V255H170V257H169V259H167L166 258V262H167V264H185V258H184V256H185V254H187L185 251H183L182 249H187V247L186 248H184V246L182 245V248H179V250L181 249V251L179 252V250H176V251H174ZM176 249H178V248H176ZM190 249V248H189ZM188 249V250H189ZM4 251H6V253H8L7 252V250L6 249H3ZM3 250H1V248H0V252L2 251L3 252ZM71 250V249H70ZM78 250V251H79ZM139 250H141V249H139ZM211 250V249H210ZM210 250H209V254H210ZM232 250H233V252H232ZM69 251V250H68ZM108 251V250H107ZM110 251V250H109ZM183 251V252H182ZM189 251H192V250H189ZM227 251V252H228ZM236 251H237V253H236ZM14 251H11L10 252V255H12V257L13 258H17L18 260H16V259H13L12 257L10 258V256H9V253L7 254V257L9 256V258L11 259V260H9L8 261V263L7 264H11V261H13L12 262V264L14 263V261H15V263H17V264H25V260L22 258V257H20L17 253H15V255H14V253H13ZM184 252H185V254H184ZM207 252H208V248H207ZM218 252V253H219ZM5 253V252H4ZM3 253V254H4ZM5 253V254H6ZM13 253V254H12ZM111 253V255L113 254L112 252H110ZM170 253V252H169ZM191 253V252H190ZM190 253H188V254H190ZM30 254V255H29ZM28 255L29 256H31V257H29L30 259V261L28 260V262L27 263H31L32 262V260L33 261H35L34 259H33V255L31 254V253H29ZM130 254V255H129ZM129 254H127L128 256H130L131 258H130V261H129V263L128 264H142V263H140L141 261L140 260H142V262H143V264H149V262L152 260H148V259H143V258H140V256H136L135 254H132V252L131 253H129ZM175 254V255H174ZM187 254V255H188ZM228 254V253H227ZM18 255V256H17ZM102 255H104V253H101L98 257L99 258H101V259H98V257H96L95 255H93L94 257H96V259H98V261H96V260H94V259H91V255H89L88 257H90L89 259H88V261H86L87 259H85V258H88V257H85L84 258V256L83 257H77L76 258V255H73V258L75 257V259H77V260H79L80 258H84L83 259V261L84 262H82L83 264H88V263H90L91 262V260L92 261H94V262H99L100 260L103 262H101L100 261V263H102V264H108V263H112L113 264V262H116L115 260L113 261L112 259V262H110L111 260H110V258H109V256L107 255L106 256V254L104 255V257H106V258H104ZM138 255V254H137ZM168 255V256H169ZM78 256V255H77ZM82 256V255H81ZM92 256V257H93ZM112 256H114L115 257V255H112ZM180 258H179V257ZM182 256V257H181ZM238 256V257H237ZM37 257V256H36ZM36 257H34L35 259H36V261L38 260V258H40V257H38V258H36ZM108 257V258H107ZM175 257V258H174ZM222 257V258H221ZM234 257V258H233ZM28 258V257H27ZM72 258V255H70V259L68 258L67 260H71V262L73 263L74 262V259H71ZM134 258V259H133ZM184 258V259H183ZM243 258V259H242ZM5 259V258H4ZM4 259H2V260H4ZM19 259L21 260V262L19 261ZM32 259V260H31ZM41 259H43V258H40L39 259V262L40 261H42ZM56 260H58L57 258H55ZM82 259L81 260H79L80 262L82 261ZM106 259H108V261L106 262ZM138 259V260H137ZM8 260V258H6V261ZM24 261V263H23V261ZM47 260V259H46ZM66 260V262H65V264L67 263V264H70L69 263V261H67ZM73 260V261H72ZM77 260H75V261H77ZM169 260V261H168ZM225 260V259H224ZM242 260L245 262H242ZM27 261V260H26ZM78 261V262H79ZM137 261V262H136ZM139 261V262H138ZM147 261V262H146ZM172 261V262H171ZM59 262H60V260H59ZM93 262V263H94ZM105 262V263H104ZM146 262V263H145ZM165 262V261H164ZM166 262L164 263V264H166ZM236 262H238V263H236ZM26 263V264H27ZM29 263V264H30ZM37 263H38V261H37ZM71 263V264H72ZM92 262H91V264H93ZM95 263V264H96ZM157 264V262H155L154 261V264ZM2 264H5V260H4V262H2ZM60 264V263H59ZM63 264V263H62ZM74 264V263H73ZM75 264H80V263H75ZM150 264H153V261L150 263Z\"/></svg>",
  "mask_w": 264,
  "mask_h": 264
},
{
  "label": "built area",
  "instance_id": "2783aa9c",
  "mask_svg": "<svg viewBox=\"0 0 264 264\" xmlns=\"http://www.w3.org/2000/svg\"><path fill=\"white\" fill-rule=\"evenodd\" d=\"M54 1H57V0H41V2L38 4V9L39 10H42L43 9V6H44V3H50V2H54ZM61 1H65V0H61ZM87 2H90V3H99V4H102L103 2L105 3H108L109 0H86Z\"/></svg>",
  "mask_w": 264,
  "mask_h": 264
},
{
  "label": "snow or ice",
  "instance_id": "6c2138e0",
  "mask_svg": "<svg viewBox=\"0 0 264 264\" xmlns=\"http://www.w3.org/2000/svg\"><path fill=\"white\" fill-rule=\"evenodd\" d=\"M227 238V237H226Z\"/></svg>",
  "mask_w": 264,
  "mask_h": 264
}]
</instances>
